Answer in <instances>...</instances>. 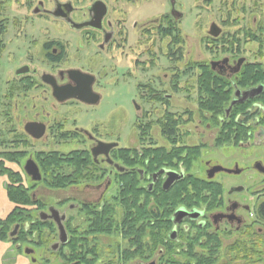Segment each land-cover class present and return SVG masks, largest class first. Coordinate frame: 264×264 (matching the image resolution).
<instances>
[{"label": "flooded vegetation", "instance_id": "1", "mask_svg": "<svg viewBox=\"0 0 264 264\" xmlns=\"http://www.w3.org/2000/svg\"><path fill=\"white\" fill-rule=\"evenodd\" d=\"M151 1L0 0V61L11 65L3 93L10 103L2 104L11 115L9 163L18 184L31 191L35 216L56 228L34 230L16 245L29 251L32 264H264V79L238 85L243 69L261 61L241 55V46L232 48L236 57L209 60L212 74L230 84L231 99L218 121L196 117L199 74L183 60L188 34L181 26L199 0H163L167 9L146 14ZM10 3L19 15L9 22L2 10ZM212 23L208 41L217 39L209 34ZM163 56L170 66L161 73ZM131 84L133 124L114 131L112 120L80 123L109 89ZM236 105L245 108L230 121ZM153 112L158 117L148 118ZM127 130L131 141V130L137 132L138 147L119 145ZM99 142L116 145L107 156H94ZM42 143L49 146L34 150ZM119 149L138 150L139 167L129 164L130 152L127 165L116 162ZM49 152L82 158L79 181L49 187L37 158ZM194 154L191 164L183 159ZM28 160L39 180L27 173ZM71 174L63 167V180H73ZM39 191L54 194V202L40 200ZM117 191L125 203L121 229L97 231L94 215L114 208ZM51 208L65 217V242L49 218ZM47 235L55 238L48 247Z\"/></svg>", "mask_w": 264, "mask_h": 264}, {"label": "rangeland", "instance_id": "2", "mask_svg": "<svg viewBox=\"0 0 264 264\" xmlns=\"http://www.w3.org/2000/svg\"><path fill=\"white\" fill-rule=\"evenodd\" d=\"M211 2L212 3L207 4L204 0H199V2L195 1V6L198 3L197 5L200 7L194 8L192 11V17L191 15L190 17H186L183 22V26H181L182 33L188 34V36L186 37V41L183 44V60L184 58H187L190 62L207 63L209 60L216 59L225 55L222 52L223 50H221L220 40H207V38L209 37L207 34L209 24L211 22H215L222 29V33L219 35V37H217V39L223 38V41H225V39L227 38H230L233 33L240 31L242 28L252 29L253 31L257 32L259 30L258 28L262 27V47H258V44L253 41H243V43L241 44V47L243 48L241 55L245 56L246 58H250V60L256 59L264 63V0H212ZM160 8L162 10L167 9V2H164L163 0H152L151 3L146 6L145 12L146 14H149L150 12H154L155 10H158ZM2 13L4 14V16L9 18V22L13 17L19 15L12 9L11 3L7 8L5 7V10H2ZM191 22H195V25L192 28ZM207 41L210 42L209 45L213 47L214 51L209 52L207 50ZM166 43L167 41L164 42V45ZM258 49H260L261 54H259ZM226 55L234 56L235 54L230 53ZM9 65L10 64L5 63L3 57L0 61V151L4 152H10L12 150V142L9 132L11 124L10 110L7 111V108L2 106L3 103H10V101L3 96L6 81L9 78L6 71L11 66ZM169 66L170 64L168 63L167 58L163 56L161 69L159 71L161 73L167 72ZM183 68V63H179V70H182ZM193 70L196 71L194 68ZM134 92L135 89L132 84L131 87L128 88L120 85L118 88L109 89L102 102L97 106L93 115L88 114V117L83 120V122H81L82 118H80V123L87 126V124L92 125L96 122L106 123L107 120H112L114 131L119 130L120 124L124 122L127 124L128 122L132 123L135 119V109L131 101L134 96ZM179 96L180 101L178 112L181 114L183 112L181 110L183 107L181 105L183 101H181L183 94L180 93ZM183 102L186 103L185 101ZM193 102L195 103V99H193ZM185 105L186 104H184V106ZM140 112L141 111H137L136 113L140 115ZM153 114L154 115L149 116L148 118L155 119L156 117H158L155 112H153ZM131 132L132 141L131 139L129 140L130 131L127 130V135L126 132H124L125 134L123 133L124 136L119 143L121 147H130V145L132 147H138V136L136 135L137 132L135 131L134 134L132 130ZM48 146L49 144H38L34 147V150L40 148L46 149ZM50 148L52 149V146H50ZM53 148L59 151H66L67 149L66 147L61 148L55 145L53 146ZM29 151L31 150L29 149ZM5 166L10 168L11 170L13 168V166L9 162H6ZM3 176L5 177L6 182H8V177L6 175ZM29 194L31 197V191H29ZM36 196L47 204L53 203L55 199L54 194H50V192L47 191H39ZM5 241L9 244V250H7L3 255V264H32L23 249L18 250L16 248V245H13L10 240Z\"/></svg>", "mask_w": 264, "mask_h": 264}, {"label": "trees", "instance_id": "3", "mask_svg": "<svg viewBox=\"0 0 264 264\" xmlns=\"http://www.w3.org/2000/svg\"><path fill=\"white\" fill-rule=\"evenodd\" d=\"M257 32L252 29H241L236 33H233L230 38L215 39L214 41L220 40V47L223 50V54H230L232 48H239L241 44L246 41H253L262 47V27L258 28ZM239 53V52H236ZM259 54L260 49H259ZM238 56L234 55V57ZM193 68L199 74L197 84L199 87V93L197 94V110L194 113L196 117L217 120L224 115L225 108L229 104L231 99V88L227 80H223L217 76H214L210 71L207 63H197L193 62ZM264 79V63L259 62L257 64H251L244 68L241 74L240 81L238 85L245 88ZM264 103V99H262ZM244 107L236 105L233 107L228 119L234 120L236 115L244 110ZM193 115V114H192ZM190 115V118H192ZM227 127L234 126V122L226 124ZM225 130H221L219 135L227 134ZM145 133H141V136ZM219 140V139H218ZM134 153V156L129 162L130 165L137 166L139 163V152L135 149H119L114 153V160L120 162L121 165H127L126 154ZM198 154V153H197ZM197 154L193 156L184 157L183 159L188 160L189 164L192 160L197 159ZM37 158L40 161V166L43 172V180L51 188H63L68 186L70 183L78 182L80 176L83 174V168L81 159L79 156L75 155V152L70 154H60L58 152L49 153H37ZM13 153L10 152H0V175H6L8 177V182L6 184V192L9 200L15 205L12 211L3 219H0V240H10L13 245L18 243H24L30 237L31 233L35 230L37 232L52 231L55 232L56 228L53 224L48 228L45 223H41L39 219L35 216L34 202L32 201L29 189L25 188L22 184H18L19 178L17 173L5 166L6 162H11L13 160ZM72 169L73 180L66 181L62 177V169ZM139 167V165H138ZM122 174L118 178L117 182H122ZM116 202L112 206L114 207L110 211H106L104 216H99V212L94 215V223L92 227H95L97 231H110L113 229H121V224L124 216V196L123 191L116 192ZM41 208V207H40ZM35 222V223H34ZM19 225V229L14 237H10L9 234L12 232L14 227ZM123 228V226H122ZM38 233V234H39ZM44 245L49 246L55 238L52 235L50 238L47 235L42 238ZM19 250V249H18Z\"/></svg>", "mask_w": 264, "mask_h": 264}, {"label": "water", "instance_id": "4", "mask_svg": "<svg viewBox=\"0 0 264 264\" xmlns=\"http://www.w3.org/2000/svg\"><path fill=\"white\" fill-rule=\"evenodd\" d=\"M172 12H174L172 10ZM209 34L213 37H218L221 34V29L215 24L212 23L210 26V31ZM214 64H218L217 62H211V65L213 66ZM239 93V92H238ZM249 93L248 92H243L242 93V97H246ZM116 144H106V143H101L99 142L97 144V146L93 149V154L94 156L99 155V154H104V155H108L109 150L114 147ZM34 166V167H33ZM27 173L29 175L33 176L34 180H39L40 179V174L38 171V168L36 165H34L32 160H28L26 162V167H25ZM49 218L53 219L57 225L58 231H59V241L60 242H65L66 240V232L63 226L62 221L64 220V216H59V212L56 209L51 208L50 209V214H49ZM19 229V225H16L14 227V229L12 230V232L9 234L10 237H13L16 235L17 231ZM58 247V243H56L54 245V248ZM29 251L27 249H25V254H28Z\"/></svg>", "mask_w": 264, "mask_h": 264}, {"label": "crops", "instance_id": "5", "mask_svg": "<svg viewBox=\"0 0 264 264\" xmlns=\"http://www.w3.org/2000/svg\"><path fill=\"white\" fill-rule=\"evenodd\" d=\"M7 182L3 175H0V219L5 218L14 208V204L9 200L6 192ZM9 250V244L0 240V264H3L4 253Z\"/></svg>", "mask_w": 264, "mask_h": 264}]
</instances>
